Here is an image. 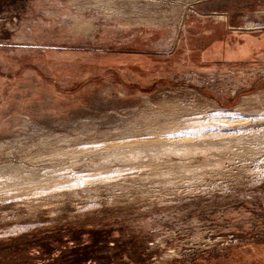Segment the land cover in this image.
Listing matches in <instances>:
<instances>
[{
  "label": "rangeland",
  "instance_id": "374dc122",
  "mask_svg": "<svg viewBox=\"0 0 264 264\" xmlns=\"http://www.w3.org/2000/svg\"><path fill=\"white\" fill-rule=\"evenodd\" d=\"M109 1L0 12V175L68 180L0 197V264H264V0ZM173 122L240 140L189 188L152 186L117 149L100 164L95 148Z\"/></svg>",
  "mask_w": 264,
  "mask_h": 264
},
{
  "label": "bare ground",
  "instance_id": "6f19581e",
  "mask_svg": "<svg viewBox=\"0 0 264 264\" xmlns=\"http://www.w3.org/2000/svg\"><path fill=\"white\" fill-rule=\"evenodd\" d=\"M71 2V1H70ZM93 5H95V8H101L98 10H105L103 7H106L107 5V11L112 9L110 1L109 0H92ZM75 5V2L72 3ZM76 6V5H75ZM103 8V9H102ZM133 9L134 12L132 15H138L141 17L142 10L137 9V5L133 3ZM48 15H50L48 13ZM87 24H77V30L82 31L84 33L85 27ZM180 126V125H179ZM171 128V130L169 128ZM167 129L165 128H158L155 132H153L152 135L148 138H130L128 141L125 142H119L115 145H108L104 147L95 148L94 151H105L106 153L102 155L103 157H106V160L101 161V165H105L107 163H112L113 158L116 159L115 156H108L111 154L112 150L117 149L120 150V153H117L115 155H121L122 158L117 159L116 161L118 164H125L127 169L130 171H137L143 169L144 171L148 172L150 177L147 179L149 180L150 184L152 186H160V183L163 184V188H166L169 186H178L183 185L184 187L187 186H193L196 182L201 178V176H204L207 172V169H210V172L213 173H220L221 168L223 167V162L227 159L228 160V151L233 150L231 147V144L234 143L236 140H240L239 138H223V137H216L212 139H200V140H191V139H183L180 135H176V133H170V131H176L178 128V123L173 122L169 125H167ZM181 128V127H180ZM166 130H169V132H165ZM178 131V130H177ZM180 133V132H179ZM252 139V138H251ZM257 143V142H256ZM121 149L123 151H121ZM124 149H126L124 151ZM250 149V148H249ZM247 149V150H249ZM111 150V151H110ZM227 152H226V151ZM252 150V149H251ZM247 151L244 153L242 152H234L233 154L236 156L245 157L247 153L256 154L254 151ZM255 150V149H254ZM96 151V152H98ZM110 151V153L108 152ZM256 151V150H255ZM62 152V150H61ZM61 152H56V154L59 156L63 155H74L75 152H66L65 154ZM218 153L217 157L218 160H216L214 163L210 160V158H213L216 156L213 153ZM52 153V151H51ZM77 155L82 152H76ZM113 153V152H112ZM50 154V153H49ZM201 154L203 158V162L201 161V164L194 165L195 159ZM250 154V155H251ZM76 155V154H75ZM95 155V154H93ZM249 155V154H248ZM258 155V154H257ZM50 157L54 156V154L49 155ZM69 156V157H70ZM175 157L177 159H181L179 162H172V158ZM252 157V155L250 156ZM191 159V160H190ZM238 159V158H237ZM109 161V162H107ZM169 161V162H167ZM214 161V160H213ZM171 162V163H170ZM96 168V167H95ZM107 169H100L96 170L97 172L93 173L91 175L92 181L98 179L103 180L104 177H106L107 171H104ZM12 172L17 176H20L22 179L19 181H12L10 180L5 174H8L7 172L0 175V197L3 195L6 196H15V197H23L27 195H31L33 193H37L39 190L46 191L48 187H45L43 185L50 184V187L53 189L61 188L64 186L66 181L68 180H62L56 179L52 180L50 182L44 181L42 184H32V182H28L26 177L24 175H21V172L19 170L16 171H8ZM10 174V173H9ZM8 174V175H9ZM5 175V176H3ZM14 176V175H13ZM29 176V175H27ZM89 176V175H87ZM13 178V177H12ZM19 178V177H18ZM87 178V177H86ZM85 178V179H86ZM17 179V177H16ZM89 179V178H87ZM89 179V180H90ZM144 179V178H143ZM104 181V180H103ZM102 181V182H103ZM201 182V181H200ZM101 183V182H100ZM6 186V187H4ZM197 186V185H196ZM3 187V188H2ZM146 187V186H145ZM198 187V186H197ZM186 188V187H185ZM159 188H153V192L157 193ZM184 190V188H183ZM166 192V191H165ZM193 193V192H192ZM37 195V194H36ZM153 195V194H152ZM33 201V200H32Z\"/></svg>",
  "mask_w": 264,
  "mask_h": 264
},
{
  "label": "flooded vegetation",
  "instance_id": "af4514ba",
  "mask_svg": "<svg viewBox=\"0 0 264 264\" xmlns=\"http://www.w3.org/2000/svg\"><path fill=\"white\" fill-rule=\"evenodd\" d=\"M17 1L18 0H0V12L5 11L7 13H10L11 15L16 13L19 10ZM3 6L5 7V9H3L4 8ZM6 23H9V22H6Z\"/></svg>",
  "mask_w": 264,
  "mask_h": 264
}]
</instances>
